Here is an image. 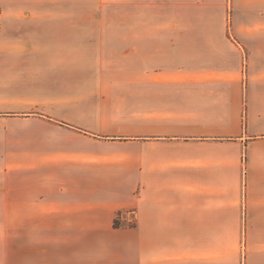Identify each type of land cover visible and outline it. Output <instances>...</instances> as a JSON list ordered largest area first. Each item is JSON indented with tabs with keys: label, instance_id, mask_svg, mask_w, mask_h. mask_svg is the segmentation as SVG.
I'll return each mask as SVG.
<instances>
[{
	"label": "crops",
	"instance_id": "1",
	"mask_svg": "<svg viewBox=\"0 0 264 264\" xmlns=\"http://www.w3.org/2000/svg\"><path fill=\"white\" fill-rule=\"evenodd\" d=\"M98 24L0 68V264H264V37Z\"/></svg>",
	"mask_w": 264,
	"mask_h": 264
},
{
	"label": "rangeland",
	"instance_id": "2",
	"mask_svg": "<svg viewBox=\"0 0 264 264\" xmlns=\"http://www.w3.org/2000/svg\"><path fill=\"white\" fill-rule=\"evenodd\" d=\"M126 20L149 23L165 35L252 42L264 37V0H0V68L27 67L30 53L45 64L44 52L60 51L67 37L98 36L99 21ZM260 42L246 44V50L264 48ZM248 65L246 59L245 72ZM43 126L37 123L38 132Z\"/></svg>",
	"mask_w": 264,
	"mask_h": 264
}]
</instances>
